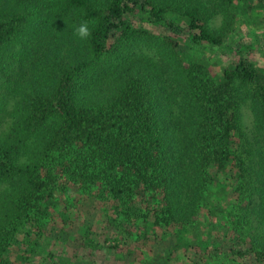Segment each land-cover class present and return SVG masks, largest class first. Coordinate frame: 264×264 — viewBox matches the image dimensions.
<instances>
[{
  "label": "trees",
  "instance_id": "1",
  "mask_svg": "<svg viewBox=\"0 0 264 264\" xmlns=\"http://www.w3.org/2000/svg\"><path fill=\"white\" fill-rule=\"evenodd\" d=\"M262 57L264 0H0V264H264Z\"/></svg>",
  "mask_w": 264,
  "mask_h": 264
},
{
  "label": "rangeland",
  "instance_id": "2",
  "mask_svg": "<svg viewBox=\"0 0 264 264\" xmlns=\"http://www.w3.org/2000/svg\"><path fill=\"white\" fill-rule=\"evenodd\" d=\"M208 1V0H205ZM210 2V1H209ZM210 4V3H209ZM222 21L221 16H216L213 20V25H220ZM193 56L197 57L200 61L206 62V63H215L217 66H221L225 63L226 57H224L221 53H215L213 51L210 52H202V51H193ZM261 60H264L262 57ZM209 61V62H208ZM217 67V68H219ZM5 93L4 89L0 90V99H3V94ZM6 102V109L10 111L9 113L14 111L15 105H16V99L14 98L13 92H10L7 90V97L5 99ZM11 120V117L8 113L4 114L3 118L0 120V129L5 128ZM57 230L58 228L55 227Z\"/></svg>",
  "mask_w": 264,
  "mask_h": 264
},
{
  "label": "clouds",
  "instance_id": "3",
  "mask_svg": "<svg viewBox=\"0 0 264 264\" xmlns=\"http://www.w3.org/2000/svg\"><path fill=\"white\" fill-rule=\"evenodd\" d=\"M75 35L80 40H87L91 35L90 28H89L88 24L87 23L80 24L76 28Z\"/></svg>",
  "mask_w": 264,
  "mask_h": 264
}]
</instances>
